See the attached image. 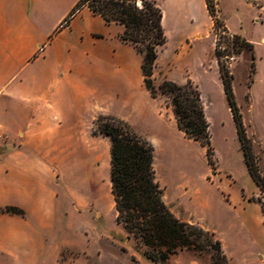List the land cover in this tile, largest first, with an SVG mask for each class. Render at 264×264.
<instances>
[{"label": "rangeland", "instance_id": "rangeland-1", "mask_svg": "<svg viewBox=\"0 0 264 264\" xmlns=\"http://www.w3.org/2000/svg\"><path fill=\"white\" fill-rule=\"evenodd\" d=\"M70 0H66L68 3ZM220 20L228 28L238 32L254 47L253 52L244 50L236 54L227 37L220 39V51L232 64V87L236 103L242 115L247 137L259 160L264 175V0H217ZM192 21L210 38L203 37L196 43L198 53L209 51L217 32L211 25L202 1L196 2ZM164 16L166 43L159 48V60L154 74L158 86L162 80L183 82L190 75L201 92L205 115L209 123L210 143L213 148L214 168L208 164L205 149L199 143L186 138L175 124L172 108L166 96L151 98L142 86L120 104L121 115L113 116L128 123L138 135L146 138L154 148V168L157 181L164 189L165 203L180 220L215 230L217 237L227 244L234 260H246L250 264L258 252H264V235L251 215L254 208L238 206L241 187L244 195L256 192L244 164L243 154L236 134L221 79L211 70L205 76L200 64L192 63L189 54L183 52L178 58L172 38L180 21L178 11L168 2L160 4ZM263 18V19H262ZM195 42L196 39L191 40ZM234 58V60H230ZM253 58V61H252ZM254 63L253 72L250 71ZM208 69V68H207ZM211 69V67H210ZM203 74V75H202ZM199 85H198V83ZM105 115V114H99ZM97 115V117L99 116ZM96 117V118H97ZM95 118V119H96ZM83 154L96 148V160L83 164L80 178L69 177L68 172L58 181L60 208L56 211V225L42 231V245L37 254L27 256L24 252L5 254L0 252V264H153L143 254L144 247L115 221L114 201L110 192V141L99 135L98 142H82ZM87 149V150H86ZM89 154V153H87ZM94 158V157H93ZM235 176V207L224 200L216 173ZM253 196V198H259ZM264 203V198H262ZM233 205V204H232ZM170 211V212H171ZM212 228V229H211ZM261 244L256 245V240ZM261 245V246H260ZM208 251L185 250L170 256L165 264H210ZM159 264V263H154Z\"/></svg>", "mask_w": 264, "mask_h": 264}, {"label": "crops", "instance_id": "crops-1", "mask_svg": "<svg viewBox=\"0 0 264 264\" xmlns=\"http://www.w3.org/2000/svg\"><path fill=\"white\" fill-rule=\"evenodd\" d=\"M155 1L160 8L168 2L178 11L180 21L172 35L177 45L175 56L186 52L192 63L205 69V76L212 68L219 75L215 41L212 39L209 51L198 53L195 48L203 37L210 38L209 30L204 34L189 21L196 2L202 1L207 12L205 0ZM77 2L0 0V207L16 206L25 211L24 218L0 215L1 253L22 251L32 256L43 249L42 231L55 227L61 206L59 177L68 172L70 178H80L83 164L88 162L86 155L97 159L96 148L83 154L82 146V142H98L95 118L99 114L122 117L120 104L144 87L142 55L120 40L122 25L107 24L82 8L60 27ZM223 23L228 34L242 37ZM236 61L229 63L230 70ZM174 76H169L173 82H183ZM188 79L195 80L192 75ZM216 175L223 185L219 187L222 198L230 202L233 194L228 206L236 208L235 176ZM239 191L238 206L254 208L250 219L264 235V214L259 204L249 201L259 195L258 187L247 196L241 187ZM219 240L228 264H248L244 259L234 260L226 242ZM250 264H264V252H258Z\"/></svg>", "mask_w": 264, "mask_h": 264}, {"label": "trees", "instance_id": "trees-1", "mask_svg": "<svg viewBox=\"0 0 264 264\" xmlns=\"http://www.w3.org/2000/svg\"><path fill=\"white\" fill-rule=\"evenodd\" d=\"M207 12L216 33L214 55L218 63L224 95L235 124L240 149L247 172L261 196L249 198L259 204L264 214V175L259 160L253 152L252 142L247 137L242 115L235 100L232 74L226 55L220 51L221 31L227 33L220 20L217 0H205ZM82 8L89 9L107 24L116 23L124 30L120 40L131 45L142 55L141 74L149 96L159 94L169 99L177 129L183 135L199 143L205 149L208 164L214 168L213 148L210 143L207 121L201 92L190 79L183 84L162 80L156 86L154 74L157 68L158 50L166 43L163 27V12L155 0H78L60 27L68 24ZM225 37V36H224ZM233 50L241 54L253 52V45L239 35H232ZM253 61V58H252ZM254 69L251 62L250 71ZM94 132L110 141V192L114 201L115 221L128 237L144 247L143 254L151 263L165 264L170 256L185 250L208 251L210 264H228L222 243L215 232L196 223L175 217L164 202V189L156 178L154 148L144 137L135 133L131 126L113 116L99 115L93 122ZM25 217V211L16 206L0 207V215Z\"/></svg>", "mask_w": 264, "mask_h": 264}, {"label": "built area", "instance_id": "built-area-1", "mask_svg": "<svg viewBox=\"0 0 264 264\" xmlns=\"http://www.w3.org/2000/svg\"><path fill=\"white\" fill-rule=\"evenodd\" d=\"M263 19V18H262ZM264 21V20H263ZM220 35H222V36H225V37H227L228 39H233L232 38V35H230V34H228V33H226V32H224V31H221L220 32ZM230 60H234V58H230ZM3 139V134L1 133V131H0V141Z\"/></svg>", "mask_w": 264, "mask_h": 264}, {"label": "water", "instance_id": "water-1", "mask_svg": "<svg viewBox=\"0 0 264 264\" xmlns=\"http://www.w3.org/2000/svg\"><path fill=\"white\" fill-rule=\"evenodd\" d=\"M3 150V148H0V152Z\"/></svg>", "mask_w": 264, "mask_h": 264}]
</instances>
